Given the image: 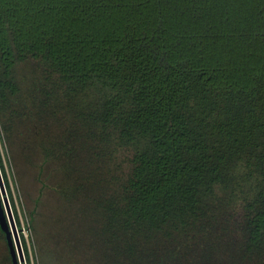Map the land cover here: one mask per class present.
<instances>
[{
  "label": "trees",
  "instance_id": "16d2710c",
  "mask_svg": "<svg viewBox=\"0 0 264 264\" xmlns=\"http://www.w3.org/2000/svg\"><path fill=\"white\" fill-rule=\"evenodd\" d=\"M0 138L42 254L264 264V0H0Z\"/></svg>",
  "mask_w": 264,
  "mask_h": 264
},
{
  "label": "rangeland",
  "instance_id": "374dc122",
  "mask_svg": "<svg viewBox=\"0 0 264 264\" xmlns=\"http://www.w3.org/2000/svg\"><path fill=\"white\" fill-rule=\"evenodd\" d=\"M0 152L8 181L9 191L5 186L6 195L8 197L11 210L12 200L17 212V216L19 218V223L17 225L14 218V213L12 211L16 228L18 229V234L21 233L24 236L29 249L27 258L24 254L25 264H65L60 255L58 256L51 251L42 254L39 252L38 247L35 246L34 236L29 224L27 212L28 206H32V199L35 197L37 189L39 187L38 183L34 180V168L31 165L24 163V160H21V158H11V156L9 157L8 152L6 151L5 144L1 140V138ZM25 193L29 194V196L31 197V201L30 199H28L29 196H26ZM2 246L4 245L2 244ZM3 252L6 255V251ZM4 259L6 262L4 261L3 264H8L9 260L6 256L4 257Z\"/></svg>",
  "mask_w": 264,
  "mask_h": 264
},
{
  "label": "water",
  "instance_id": "95a60500",
  "mask_svg": "<svg viewBox=\"0 0 264 264\" xmlns=\"http://www.w3.org/2000/svg\"><path fill=\"white\" fill-rule=\"evenodd\" d=\"M0 230L4 233L11 263L25 264L24 253L18 229L13 218L12 210L8 197L2 173L0 170Z\"/></svg>",
  "mask_w": 264,
  "mask_h": 264
}]
</instances>
